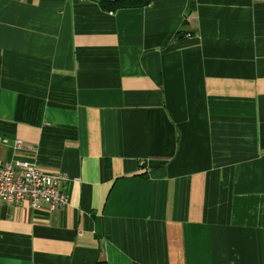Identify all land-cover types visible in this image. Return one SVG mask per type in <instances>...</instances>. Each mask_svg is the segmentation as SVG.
<instances>
[{
  "label": "crops",
  "instance_id": "obj_1",
  "mask_svg": "<svg viewBox=\"0 0 264 264\" xmlns=\"http://www.w3.org/2000/svg\"><path fill=\"white\" fill-rule=\"evenodd\" d=\"M101 4L0 0V162L68 176L0 264H264V0Z\"/></svg>",
  "mask_w": 264,
  "mask_h": 264
},
{
  "label": "built area",
  "instance_id": "obj_2",
  "mask_svg": "<svg viewBox=\"0 0 264 264\" xmlns=\"http://www.w3.org/2000/svg\"><path fill=\"white\" fill-rule=\"evenodd\" d=\"M21 144L16 141V148L20 149ZM67 180L63 171L45 173L27 161L0 162V202L32 208L46 205L50 210L60 208L67 202L63 190Z\"/></svg>",
  "mask_w": 264,
  "mask_h": 264
},
{
  "label": "trees",
  "instance_id": "obj_3",
  "mask_svg": "<svg viewBox=\"0 0 264 264\" xmlns=\"http://www.w3.org/2000/svg\"><path fill=\"white\" fill-rule=\"evenodd\" d=\"M101 5L108 10L120 8H135L147 6L148 0H101ZM94 264H105L104 261L96 260Z\"/></svg>",
  "mask_w": 264,
  "mask_h": 264
}]
</instances>
